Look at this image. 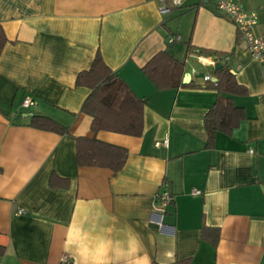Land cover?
I'll list each match as a JSON object with an SVG mask.
<instances>
[{
  "label": "crops",
  "instance_id": "obj_1",
  "mask_svg": "<svg viewBox=\"0 0 264 264\" xmlns=\"http://www.w3.org/2000/svg\"><path fill=\"white\" fill-rule=\"evenodd\" d=\"M240 1L264 38V0ZM159 7L0 0L8 40L0 54V264H62L63 255L69 264H264V62L211 3L183 0L169 16ZM172 36L180 40L168 43ZM163 50L183 62V85L158 90L141 70ZM97 51L144 99L141 135L94 133L81 111L90 90L76 76ZM214 58L245 88L232 96L244 118L207 147L204 117L218 94L203 77L215 80ZM26 96L30 108L21 105ZM28 114L56 120L69 135L32 127ZM80 136L125 148L123 167L78 166ZM164 188L172 200L163 213L156 201Z\"/></svg>",
  "mask_w": 264,
  "mask_h": 264
},
{
  "label": "trees",
  "instance_id": "obj_2",
  "mask_svg": "<svg viewBox=\"0 0 264 264\" xmlns=\"http://www.w3.org/2000/svg\"><path fill=\"white\" fill-rule=\"evenodd\" d=\"M7 41L0 25V54ZM200 53L212 55L219 61H225L227 57L226 53L214 50L200 49ZM141 70L158 90L182 84L183 62L174 59L167 50L155 54ZM214 74L215 80L205 81L203 85L204 88L214 89L218 94L217 100L204 117L207 147L213 146L216 133L230 134L244 118L243 109L234 104L232 96L244 94L245 88L237 83L225 62ZM75 84L90 90L82 103L81 111L92 118L90 127L94 133L105 130L131 136L141 135L145 101L115 76L99 51L90 67L77 74ZM30 125L60 135H69L66 126L44 115H32ZM74 139L78 166L106 167L115 173L126 161L127 150L123 147L96 138L80 136ZM3 253L4 248L0 247V255ZM170 264L193 263L190 259H181Z\"/></svg>",
  "mask_w": 264,
  "mask_h": 264
},
{
  "label": "built area",
  "instance_id": "obj_3",
  "mask_svg": "<svg viewBox=\"0 0 264 264\" xmlns=\"http://www.w3.org/2000/svg\"><path fill=\"white\" fill-rule=\"evenodd\" d=\"M183 0H159L160 7L159 12L164 16H169L173 9L179 7ZM200 3H211L214 8L226 19L232 22L239 35L246 44V48L251 57L258 61L264 62V38L258 36L255 32L257 25V15L254 11L247 10L240 0H197ZM180 40L179 36L169 37L167 42L172 43ZM194 73L195 70H192ZM204 81L210 80V75H204ZM35 104L32 97L26 96L22 100L23 108H30ZM164 144L166 141L163 142ZM159 145V143H156ZM199 190H191L192 195H199ZM171 194L167 189H162L158 192L156 209L160 212H164L166 207L171 203ZM19 212H22L19 210ZM67 255H63L61 258L62 264H69Z\"/></svg>",
  "mask_w": 264,
  "mask_h": 264
},
{
  "label": "water",
  "instance_id": "obj_4",
  "mask_svg": "<svg viewBox=\"0 0 264 264\" xmlns=\"http://www.w3.org/2000/svg\"><path fill=\"white\" fill-rule=\"evenodd\" d=\"M213 61H214V71H216L217 69H219L220 68V63L217 61V59L216 58H214L213 59ZM190 78V75L188 74V73H185L184 74V77H183V83H187L188 82V79ZM27 116H31L30 114H28Z\"/></svg>",
  "mask_w": 264,
  "mask_h": 264
}]
</instances>
